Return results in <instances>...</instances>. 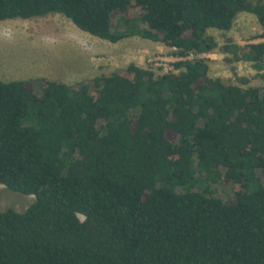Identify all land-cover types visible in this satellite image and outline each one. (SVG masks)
I'll return each mask as SVG.
<instances>
[{
  "label": "trees",
  "instance_id": "trees-1",
  "mask_svg": "<svg viewBox=\"0 0 264 264\" xmlns=\"http://www.w3.org/2000/svg\"><path fill=\"white\" fill-rule=\"evenodd\" d=\"M239 12L264 30V0H0V21L59 13L179 57L72 87L0 80V184L34 195L0 209V264H264V88L211 77L200 56ZM221 49L264 76V41Z\"/></svg>",
  "mask_w": 264,
  "mask_h": 264
},
{
  "label": "rangeland",
  "instance_id": "rangeland-1",
  "mask_svg": "<svg viewBox=\"0 0 264 264\" xmlns=\"http://www.w3.org/2000/svg\"><path fill=\"white\" fill-rule=\"evenodd\" d=\"M139 13L138 8L129 9L131 16ZM116 18L113 23L117 21ZM67 33H70L71 40H68ZM207 33L218 44L211 51V58H207L206 53L200 55L207 60L211 77L242 87L264 88V76L252 67L251 62L228 61L226 58L229 55L221 49L226 40L240 46L264 41V30L254 14L239 12L229 30L209 28ZM176 58L174 49L139 36L126 37L115 43L92 36L59 13L0 21V80H30L34 82L36 91L39 90L37 81L41 77L61 80L71 87L92 79L82 76L89 75V71L86 72L89 60L98 75L119 72L130 63L159 74L166 72L164 67L168 68L167 72H176L174 68L169 69ZM155 62H163L164 66H158ZM84 67L85 71L82 70ZM242 78L246 79L245 83H241ZM208 183L217 196L227 199L232 195L230 182L218 178L217 182ZM33 200L34 195L21 194L0 184L1 210L13 208L23 211Z\"/></svg>",
  "mask_w": 264,
  "mask_h": 264
},
{
  "label": "crops",
  "instance_id": "crops-1",
  "mask_svg": "<svg viewBox=\"0 0 264 264\" xmlns=\"http://www.w3.org/2000/svg\"><path fill=\"white\" fill-rule=\"evenodd\" d=\"M65 31V30H64ZM66 32V31H65ZM67 35V37H68V40H71L70 38H71V35H70V33H67L66 34ZM124 39V38H123ZM105 40V39H104ZM122 40V39H121ZM120 41V40H119ZM118 42V41H117ZM165 46V45H164ZM166 47H168V46H166ZM168 48H170L171 49V47H168ZM205 54V53H204ZM172 55H170V56H168V57H171ZM205 56L207 57V58H211L212 57V53L211 52H209V53H206L205 54ZM88 63H89V68L87 69V71L86 72H88L89 71V75H82V76H84V77H86V78H91V77H96V76H100V75H98L97 73H96V71L92 68V61L91 60H89L88 61ZM85 67L84 68H82V70L83 71H85ZM81 73V72H80ZM102 75H104V74H102ZM49 79H51V78H49ZM51 80H56V81H60V82H63V81H61V80H57V79H51ZM11 81V80H10ZM68 85V84H67Z\"/></svg>",
  "mask_w": 264,
  "mask_h": 264
},
{
  "label": "built area",
  "instance_id": "built-area-1",
  "mask_svg": "<svg viewBox=\"0 0 264 264\" xmlns=\"http://www.w3.org/2000/svg\"><path fill=\"white\" fill-rule=\"evenodd\" d=\"M172 49H174V50H175V48H174V47H172ZM190 57H192V56L190 55ZM160 59H161L160 61H163V60H162V58H160ZM176 59H179V57H177ZM155 64H156V65H158V66H164V63H163V62H155ZM164 69H165V70H166V72H167V69H168V68L164 67ZM169 69H171V70H172V69H173V66L169 67ZM175 70H176V69H175ZM176 71H177V70H176Z\"/></svg>",
  "mask_w": 264,
  "mask_h": 264
}]
</instances>
